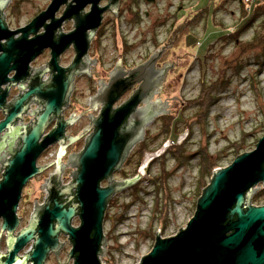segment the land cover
<instances>
[{"label": "water", "instance_id": "1", "mask_svg": "<svg viewBox=\"0 0 264 264\" xmlns=\"http://www.w3.org/2000/svg\"><path fill=\"white\" fill-rule=\"evenodd\" d=\"M52 0L47 10L39 14L25 29L24 36L18 41L22 42L27 34H37L40 27L46 22L45 33L26 41L29 44L30 62L35 55L33 50L38 48L50 49L52 59L48 67L57 73L49 82L41 87L34 84L31 90L21 101L15 103L13 112L20 110L22 102L32 96H40L42 87L45 88V110L38 115L31 131L25 132L21 139V146L15 156L7 161L3 168V180L0 181V218L3 226L0 239L4 231L7 235L8 257L0 264H44L49 250H58L60 245L55 238L59 233L70 236L73 249L69 259L74 258L75 264H101L100 257L106 252V237L104 236V216L112 198L123 190L129 188L140 179L138 174L133 179L120 182L113 179L114 173L119 171L134 146L144 140L145 127L155 117L165 115L169 107L168 102L151 103V90L161 88V83L168 77L173 66H182L190 55L181 50L179 54L172 53L168 62L163 64L161 70L155 71V64L161 55L177 39V34L188 24L177 26L166 47L155 51L150 59L130 72V77L123 79V72L117 69L121 64V56L116 63L110 85L106 87V107L100 117L93 122L96 128L94 134L88 139L84 150L69 157L68 165L74 172L73 187L77 189V204L63 209L58 198L64 193L57 192L54 177H59L62 165L58 161L55 174L47 180L46 187L50 193L46 208L42 216L34 214L27 227L15 234L19 228L17 208L21 200L22 190L35 176L42 174L46 167L37 168L36 161L39 155L50 145L60 141L61 152L65 150V127L71 121L63 122L60 118L59 127L46 136L43 143L38 144L49 124L51 116L61 117L62 106L65 105L73 90V80L79 73V65H71L63 69L58 65V57L65 48L75 44L78 56L75 63L87 54L89 44L95 32L101 26L103 14L107 11L117 16L120 0H110L104 8L99 7L103 0ZM5 1L0 2V15ZM91 5V12L81 15L80 11ZM67 6L63 15L56 18L60 9ZM74 17L75 30L69 34L56 32L62 23ZM9 32L0 17V42L8 40L5 47L0 44V77L5 76L6 65L12 61L15 67L19 65V50L12 37L18 33ZM19 31V32H20ZM88 31H90L88 33ZM15 55V56H14ZM13 57V58H12ZM194 57V56H193ZM27 65V62L26 64ZM69 71L68 77L65 73ZM112 72V73H113ZM142 82L132 97L122 106L113 110V105L135 83ZM146 107L137 109L139 104ZM17 117V116H16ZM15 116H10L7 122L0 125V133L4 126L9 127ZM131 122L127 124L128 120ZM75 141V139H71ZM108 186L101 188L102 181ZM264 188V136L258 141L255 150L239 155L227 168H217L209 185L199 198L194 216L184 229L168 238L160 236V230L152 250L142 258L139 264H264V205L255 206L251 202L253 195ZM53 205V209L50 207ZM81 218V226L73 229L71 219L77 214ZM55 221V225L53 224ZM33 242L34 249L27 255L20 257L19 253L29 243ZM105 257V255H104ZM68 263V262H67ZM65 263V264H67Z\"/></svg>", "mask_w": 264, "mask_h": 264}, {"label": "rangeland", "instance_id": "2", "mask_svg": "<svg viewBox=\"0 0 264 264\" xmlns=\"http://www.w3.org/2000/svg\"><path fill=\"white\" fill-rule=\"evenodd\" d=\"M51 1H21L23 13L26 11L27 14L19 17V23L25 24L46 9ZM262 10L252 28L243 34L242 43L251 41L254 35H264ZM249 12L248 6L246 10L240 0H158L154 4H148L146 0H120L118 17L110 12L105 14L104 38L99 53L100 56L105 53L107 70L115 69L119 55L127 65L146 63L155 51L166 47L177 26L185 21L188 24L177 34V39L167 45L172 47L157 62L162 67L165 62L172 65L169 61L172 53L183 57L179 54L181 50L194 57L180 59L186 64L173 66L171 74L161 83L162 87L158 88L161 94L156 100L160 99L162 104L168 102L165 111L169 112L146 125L144 144L134 150L129 162L115 176L120 182L135 178L139 171L141 178L109 203L104 223L107 248L105 257H100L101 264H139L152 250L159 230L161 237L168 238L186 227L201 197L200 160L196 153L202 146L209 144V152L218 159L217 168H227L239 155L255 150L264 136V52L260 47L241 52L239 44L229 36L220 39L239 28ZM233 60L240 62V73L234 68L224 71L225 64ZM223 72H226L223 79L228 84L219 86V101L211 109L205 126L204 117H199L202 109L197 104L202 92L201 83L205 80L206 84H219ZM82 86L78 89L84 90ZM175 121L180 133L175 142H182L189 134L184 155L191 158L182 165L171 150L165 152L166 145H172L171 140L176 138L172 136V130L169 133V123ZM49 154L44 161L52 155L56 159V150ZM164 168L170 173L167 178L170 197H166L160 188ZM210 181L207 180L203 190ZM261 187L257 186L256 190ZM38 188L39 183L31 180L22 204L31 201ZM261 190L251 198L255 206L264 205V195L256 197Z\"/></svg>", "mask_w": 264, "mask_h": 264}, {"label": "flooded vegetation", "instance_id": "3", "mask_svg": "<svg viewBox=\"0 0 264 264\" xmlns=\"http://www.w3.org/2000/svg\"><path fill=\"white\" fill-rule=\"evenodd\" d=\"M2 1H5V3L3 5V10L0 17H3L4 25L9 31H3L2 33L8 35L10 32L18 31V33L12 37V40L17 41V45L15 46L18 48L17 53L19 50V65L14 68L15 63L12 61L5 67V70L7 71L6 75L4 77H0V125L5 124L10 116H15L14 120L9 123V127L4 126L0 133V181L3 180V166L18 152L21 146L23 134L25 132L29 133L31 131L32 126L36 123V118L45 110L46 100L44 99V92L46 87H42L43 92L40 93V96H32L27 98L25 102H22L20 110L17 112H13L15 103L21 101L22 98L29 93L32 85L36 84L41 87L44 85V83L47 81L49 82L57 74L53 72V68L48 67V64L52 59L50 49L38 50V48H35L33 50V55L35 56L30 62H28L30 50L29 44L26 41H29L36 36L43 35L45 33V25L50 23V21L46 22L42 27H40L37 34L28 33L27 38H25L24 41L18 42L25 34V32L20 30L25 29L39 14L47 10L49 6L37 13L32 19H28L25 24H20L18 20L19 17L27 14L26 11L25 14L23 13V4H20V2L23 0H0V2ZM109 1L110 0H103L99 7L104 8L108 5ZM66 7L67 6H63L60 9L59 13L56 15V18H60L63 15ZM91 9L92 6L88 5L80 11V14L87 15L91 12ZM108 12L110 11H107L103 14L101 26L95 32L94 37L89 44L87 54L81 58L80 62L75 63V60L78 56L75 44H71L69 47L65 48L62 54L58 57L59 67L67 69L71 65L76 64L80 66L79 73H77L74 77L73 90L68 102L61 108V117H56L54 115L51 116L49 124L39 139L38 144L40 145L43 143L46 136L59 127V120L62 118L63 122L65 123L71 121V123L68 124L64 130L65 150L60 158L59 155L61 152V145L60 141H58L56 144H52L47 149H45L37 158L36 167H46V170L42 174H39L31 179L39 183V188L32 200H27L25 204L22 203L26 193V186L31 180H29L22 190L21 200L17 208L19 228L15 234H18L20 230L29 225L34 214H37L39 217L43 215L47 205V200L50 196V193L48 192L47 188H45V185L49 177L55 174L58 161L62 165V172L59 177H54V180L57 184V192L64 193L63 196L58 198V201L60 204L64 205L63 209L77 204V189L73 187V183L75 181L74 172L77 170L72 169V167L68 165L69 157H74L80 154L84 150L88 139L94 134L96 128L92 127V125L94 120L100 119L106 107L103 98L105 97L106 87L110 85L111 78L115 71L117 69H121L124 74L123 79H127L130 77V72L132 70L143 64L142 62L138 65H127L124 63V59H122V65H118L119 67H117L114 72L113 69L107 70L104 60L105 53L103 52L100 56L99 49L101 47V40L104 38L105 14ZM75 24L76 21L74 17L70 21L63 22L61 28L56 32L55 39L58 38L57 36L60 31L65 34L73 32L75 30ZM68 26H70V28H68ZM89 32L90 31H88V33ZM7 43L8 40H2L0 42L2 47H5V44ZM2 53L3 51H0V56ZM26 62L27 65H25ZM161 68L162 65H159V62H157L155 64V71L157 72L158 70H161ZM69 74L70 72L67 71L65 73V77H68ZM141 84L142 82H136L131 88L126 90V92L113 105V110L125 104L132 97L135 91L139 89ZM79 85H83L82 87H84V90L78 89ZM151 93H153L151 103H157L158 101L156 100V97L159 93L161 94V91H159L158 87H154V89L151 90ZM85 99L87 100L86 103L84 101ZM145 107L146 104L141 103L137 109H143ZM130 122L131 119L128 120L127 124ZM146 136L147 131L145 127L144 140ZM71 139H75V141L72 142ZM143 144L144 142L140 141L134 146L122 168L114 173V180L118 172H121L124 166L129 162L132 155L134 154V150ZM52 150H56V159H53L54 155H52L53 157L51 156L47 161H44L48 155H51L49 153ZM107 186L108 182L105 180L100 184L101 188H105ZM261 189L264 190L262 187ZM53 208L54 207L52 205L50 209L52 210ZM78 211L79 209L77 210V214L70 221V226L73 229H78L81 226V218ZM53 224L55 225V221H53ZM2 226L3 219L0 218V233ZM52 239L57 240L60 248H58V250H49L44 264H65L67 262V264H75L74 258L68 260L69 254L74 247L70 236L61 232L57 237ZM33 249V242H31L22 249V251L19 253V256L23 257L29 254ZM0 254L1 260L5 261L8 257L6 231L3 232L0 239Z\"/></svg>", "mask_w": 264, "mask_h": 264}, {"label": "trees", "instance_id": "4", "mask_svg": "<svg viewBox=\"0 0 264 264\" xmlns=\"http://www.w3.org/2000/svg\"><path fill=\"white\" fill-rule=\"evenodd\" d=\"M132 1L138 2V0H132ZM157 1L158 0H146L148 4H154ZM240 3L247 10V5L244 3V0H240ZM248 8L250 10L249 12L250 15L248 14L246 17L242 19L241 26L231 31L229 35L221 36L220 39H225L227 36H229V38H231L235 43L239 44L241 52L253 50L257 47H260L264 52V35H259V34L254 35L253 39L246 43H242L240 40L243 34L246 31H248L250 28H252L253 23L256 21L257 17L259 16V12L261 11V8L263 9L262 11H264V0H254V2L250 5V7L248 6ZM200 12L202 13L203 10H201ZM136 16L139 19V16L138 15ZM231 63H234V65ZM225 66H223L225 67L224 71H228L234 68L236 73H240V70L242 69L240 62L237 60H233L232 62L228 61L227 64H225ZM225 75H226V72H223V77L219 84L218 82L206 84L205 80H203L201 83L202 92L200 94V98L197 100V104L202 109L201 113L199 114V117L200 119L204 117L205 126L208 125V119L210 117L211 109L219 101V97H218L219 86H223V85L226 86L228 84V81L226 79H223ZM176 123L177 121L173 123H169V133L172 130V132H174L172 136L176 138L173 141L171 140L172 145H169V144L166 145L165 152H167V150H171L170 152L173 155V157L176 159V161L179 162L180 165H182L184 164V162H186V160L189 161V158H191V156L186 157L184 155V152H185L184 147L189 138V134L186 139L182 140V142L180 143L175 142L179 139V136H180L179 135L180 133L177 131ZM164 154L165 153H163L162 155ZM196 155L198 156V159L200 160L199 162L200 167L198 169H199V179H200L199 182H200V187H201V196H202L203 191H204L203 186L205 185L208 179L211 180V178L214 175V171L218 167L217 166L218 159L216 160V157L209 152V144H205L204 146H202L200 150L196 153ZM139 166L141 167V164ZM168 172L169 171H167L166 168H164V171L162 172V179L160 178V188L164 192V195L166 197H170V189L167 185V178L170 175V173ZM138 174H140L139 171H138ZM261 195H264V190H262L261 193L257 194L256 197H259ZM164 213H165V218H167V213H168L167 212V202H165V212Z\"/></svg>", "mask_w": 264, "mask_h": 264}, {"label": "built area", "instance_id": "5", "mask_svg": "<svg viewBox=\"0 0 264 264\" xmlns=\"http://www.w3.org/2000/svg\"><path fill=\"white\" fill-rule=\"evenodd\" d=\"M253 2H254V0H244V3H245L247 6H250Z\"/></svg>", "mask_w": 264, "mask_h": 264}]
</instances>
